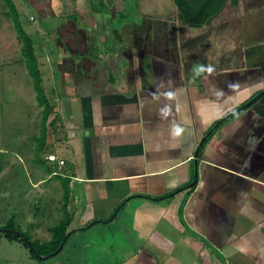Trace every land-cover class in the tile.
Returning a JSON list of instances; mask_svg holds the SVG:
<instances>
[{"label": "crops", "instance_id": "crops-1", "mask_svg": "<svg viewBox=\"0 0 264 264\" xmlns=\"http://www.w3.org/2000/svg\"><path fill=\"white\" fill-rule=\"evenodd\" d=\"M54 1L28 5L60 18L51 32L58 53L34 42L38 31L27 32L16 11L50 108L44 121L31 80L30 150L35 140L48 150L31 160L61 191L68 181L63 247L116 221L121 243L102 250L113 254L109 264H264V109L256 98L226 118L264 91L256 46L232 56L211 43L215 24L188 27L175 6L167 13L158 5L152 15L149 0H136L125 23L120 0H73L72 15L66 0ZM17 44L21 57L10 64H23L29 75ZM19 76L13 72L22 92ZM37 180L35 187L47 181Z\"/></svg>", "mask_w": 264, "mask_h": 264}, {"label": "rangeland", "instance_id": "rangeland-1", "mask_svg": "<svg viewBox=\"0 0 264 264\" xmlns=\"http://www.w3.org/2000/svg\"><path fill=\"white\" fill-rule=\"evenodd\" d=\"M28 1L13 0L16 10L20 11V21L27 32L38 31L33 33L34 42L45 40V45L51 46L53 52L58 53L59 48L55 45V36L51 32L61 23L60 18L36 14ZM57 1L54 3L59 4ZM149 1V12L152 15H156L155 10L160 7L158 5L166 8L167 13L175 8L171 0ZM97 2L94 0L92 3L96 5ZM66 4L69 15H72L73 0H66ZM145 4L143 7L146 9ZM123 5L126 13L120 12L119 17L123 18H119V23L127 21L130 17L128 12L137 11L136 0H120L119 6L122 8ZM7 12L9 13L7 5L4 0H0V64L7 65L0 72V227L11 223L9 227L21 229L31 241L47 245L53 238L51 229L66 218L69 208L62 206L63 191L57 185L59 183L55 182L56 179L46 178V174L40 173L42 167L35 166L31 160L34 153L41 157L48 150L38 149V140H35V152L30 150L33 144L30 138L33 124H30V119L32 121L31 117H34L31 102L35 92L24 65L16 62L13 67L10 64L20 59L21 54L17 44L18 33L13 27L14 17L11 13L6 14ZM98 18L103 22H111L106 15H98ZM212 24H215V30L209 34L211 43L219 46L223 44L232 56H240L238 47L252 50V46L259 43L264 45V0H237L236 5L228 2ZM17 71L24 83L22 92L17 89L21 82L13 77V72ZM13 79L18 82L16 85ZM39 178L47 181L35 187ZM76 219L72 224L74 227L77 225ZM118 225L119 222L116 221L111 228L108 224L95 225L82 234L77 233L80 235L72 237L60 252L37 257H32L29 248L21 242L6 239L1 231L0 264H109L113 254L106 253L116 251L113 250L115 245L122 240ZM114 229L116 232L113 234L111 231ZM9 230L17 232L12 228ZM116 255L120 257V254Z\"/></svg>", "mask_w": 264, "mask_h": 264}, {"label": "trees", "instance_id": "trees-1", "mask_svg": "<svg viewBox=\"0 0 264 264\" xmlns=\"http://www.w3.org/2000/svg\"><path fill=\"white\" fill-rule=\"evenodd\" d=\"M171 1L177 9L180 21L184 25L192 28H201L206 25H209L213 21V19H215L222 12L228 2L233 5L237 4V0H209L201 9V11L197 12L193 10L185 0ZM4 2L9 9V13L13 14L15 20V28L22 43V55L25 59L27 71L32 78L33 87L36 92L38 103L40 106L44 107L42 119L45 121L50 113V108H48L46 104L44 92L41 87L42 78L36 56L33 52L32 41L29 36L26 35L25 32L21 29L20 23L18 21L17 11L13 4V0H4ZM258 102L261 103V106L258 109H264V93L257 98L254 104ZM68 194V181H66L63 185V198L65 199V205L67 203L66 200L68 199ZM70 219V215H66V218L62 222H60L57 226L51 229L53 238L47 245L39 243L36 244V242L31 241L30 238L26 236L21 229L9 227L11 223L7 226L0 227V229H2L0 230V232L2 231L4 233V237L6 239L10 241H19L24 246L29 248V252L31 253L32 257L48 255L50 253H54L58 249V247L63 243V240L68 232L67 229L70 224ZM11 228L16 229L17 232L10 231L9 229Z\"/></svg>", "mask_w": 264, "mask_h": 264}, {"label": "water", "instance_id": "water-1", "mask_svg": "<svg viewBox=\"0 0 264 264\" xmlns=\"http://www.w3.org/2000/svg\"><path fill=\"white\" fill-rule=\"evenodd\" d=\"M188 5L195 11L199 12L201 11V9L205 6V4L209 1V0H185ZM263 92H261L260 94H258L256 97L252 98L249 102H247L246 104H244L243 106L239 107L238 109H236L235 111H233L231 114H229L228 116H226V118L231 117L232 115L239 113L241 110H243L244 108L250 106L256 98H258L261 94H263ZM220 122H217L214 127L208 132V134H210L212 132V130L214 128H216V126L219 124ZM117 210L114 212V215L116 214ZM70 233L66 234L63 242L69 237ZM63 247V243L58 247V249L53 253L56 254L58 252L61 251ZM47 257V256H46ZM45 257H42V259H44Z\"/></svg>", "mask_w": 264, "mask_h": 264}, {"label": "built area", "instance_id": "built-area-1", "mask_svg": "<svg viewBox=\"0 0 264 264\" xmlns=\"http://www.w3.org/2000/svg\"><path fill=\"white\" fill-rule=\"evenodd\" d=\"M30 19L32 20V18H30ZM47 159L49 161H51V162H55L56 161L58 163L59 167H64V164H65L64 161L63 160H58V158L55 155H53V154L48 155Z\"/></svg>", "mask_w": 264, "mask_h": 264}, {"label": "flooded vegetation", "instance_id": "flooded-vegetation-1", "mask_svg": "<svg viewBox=\"0 0 264 264\" xmlns=\"http://www.w3.org/2000/svg\"><path fill=\"white\" fill-rule=\"evenodd\" d=\"M252 50H253V49H252ZM253 51H254L255 53H258V54H256V56L258 55L257 58H258L259 56H261V54H262V60H263V58H264V45H263V47H260L259 45H257Z\"/></svg>", "mask_w": 264, "mask_h": 264}]
</instances>
